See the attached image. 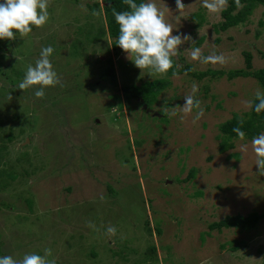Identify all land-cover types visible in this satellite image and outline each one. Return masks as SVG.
I'll return each instance as SVG.
<instances>
[{
  "label": "rangeland",
  "instance_id": "obj_1",
  "mask_svg": "<svg viewBox=\"0 0 264 264\" xmlns=\"http://www.w3.org/2000/svg\"><path fill=\"white\" fill-rule=\"evenodd\" d=\"M94 1L50 0L46 25L15 40H0V71L8 64L25 74L41 47L51 45L61 80L41 99L32 89L16 87L23 77L10 69L0 73V135L14 133V140L6 142L8 159L18 172L25 168L30 174L0 192L3 255L21 258L47 249V259L55 264H263L264 176L257 174L251 140L237 139L234 148L219 152V125L248 111L247 102L263 89L254 78L198 80L183 73L169 78L170 85L150 107L155 114L138 101L128 104L123 85L168 76H150L125 52L117 57L107 33L94 41L97 29L106 27L103 9L90 8ZM156 3L173 34L191 38L179 46L177 67L183 57L195 72L239 69L245 66V51L253 54L254 68L264 67L263 5L246 23L216 31L221 12H209L203 0H183L180 11L176 0ZM191 47H200L203 55L222 54L225 62L194 61ZM110 65L117 86L101 78ZM6 78L17 82L11 85ZM194 84L203 116L194 122L195 112L179 108L170 115L169 107L182 106ZM192 168L196 177L186 181ZM21 195L34 202L28 221L16 217L30 214ZM252 212L260 219L250 230H209L210 223L227 215ZM109 227L116 229L114 235L107 234ZM150 244L156 246L155 260L133 263L143 259ZM93 249L95 258L88 256ZM111 251L122 252L128 261Z\"/></svg>",
  "mask_w": 264,
  "mask_h": 264
},
{
  "label": "clouds",
  "instance_id": "obj_2",
  "mask_svg": "<svg viewBox=\"0 0 264 264\" xmlns=\"http://www.w3.org/2000/svg\"><path fill=\"white\" fill-rule=\"evenodd\" d=\"M123 2L128 6V10L117 11L113 8L112 11L115 22L119 25L115 45L127 54L137 68L142 71L147 69L150 76L153 73L166 75L169 70L176 75L174 57L179 53V46L191 38L173 34L174 28L166 20L165 10L157 5L156 0ZM176 6L179 11L182 10L183 0H176ZM226 6L227 0H203V7L212 13H219ZM49 7L50 0H0V40H15L31 33L34 27L41 28L46 25L49 20ZM54 52L55 49L51 45L41 47L34 65L27 67L23 79L16 87L21 90L32 89L33 95L42 99L45 97V89L60 85V77L51 59ZM190 57L203 64L225 62L222 54L203 55L200 47H191ZM196 93L197 87L194 84L192 94L183 97L184 104L169 107V114L177 115L176 109L179 108L184 114L195 112L193 120H199L204 114V109L201 101L196 98ZM247 104L257 115L264 112V91L257 89L254 99L249 100ZM233 132L241 140L245 139V132L241 128H234ZM250 143L255 155V165L259 169L257 174L264 176V131L253 136ZM106 231L111 236L115 234L116 229L109 227ZM48 255L47 249L43 255L28 252L21 258L0 255V264H55L54 260L47 259Z\"/></svg>",
  "mask_w": 264,
  "mask_h": 264
},
{
  "label": "trees",
  "instance_id": "obj_3",
  "mask_svg": "<svg viewBox=\"0 0 264 264\" xmlns=\"http://www.w3.org/2000/svg\"><path fill=\"white\" fill-rule=\"evenodd\" d=\"M139 2V0H137ZM102 5V6H101ZM264 6V0H227L226 8L221 11L222 20L219 21L215 25L216 31H226L232 27H236L240 24H244L248 21L249 16L254 12V10L260 6ZM91 10L95 12H99L100 9H103L104 18L106 27H100L97 29V36L96 40L100 41L106 33L109 34L110 38L112 39V48L117 56H119L122 52H124L116 43V37L119 34V25L115 22V19L112 15L113 8L117 11H125L128 10V6L123 2V0H96L93 2ZM196 19H199L197 24H201V14H196ZM264 25V22L261 23ZM259 36V35H257ZM262 57L264 58V52H261ZM245 56V66L239 69H230V70H213L208 69L207 71H200L195 72L192 68V65L185 62L183 57L180 58L182 65L177 67V63L175 61V72L176 75L186 73L189 76H193L198 80L203 79L206 76H211L214 78L227 76L228 79L234 78H254L261 88L264 91V67L263 68H254L253 66V54L249 51L244 52ZM112 60V58H110ZM100 61V60H98ZM108 62V61H107ZM109 63V62H108ZM10 69L16 76L23 77L24 73L15 70V66L13 65H6L4 67V71H0V73H5L6 70ZM167 78H160L153 81H147L142 83L141 85H128L125 84L122 86V90L124 93L125 100L130 104L132 101H138L141 107L143 104H147L148 108L152 107L158 101L159 96L163 93V91L170 85V77L174 76L172 70H169L167 73ZM18 77V78H19ZM109 77L110 82L113 86L118 85V79L116 77L115 68L113 65H110L108 68L104 69L101 74V78L105 79ZM11 85H15L17 80H8L5 79ZM208 88H206L207 92ZM8 91V89H7ZM139 98H142L143 101H140ZM254 99V98H253ZM146 110V109H145ZM147 111V110H146ZM149 114H151L149 112ZM164 117V116H163ZM165 118V117H164ZM234 128H241L245 132V139L251 140V138L260 132L264 131V112L257 115L254 111H252L251 107L248 111L240 113H234L230 119H227L223 123L219 125L220 135L219 138L221 142L219 144V152L225 153L228 150L235 147V140L240 139L237 137L236 133L233 132ZM5 132V131H4ZM22 133V131H20ZM5 136V137H3ZM15 138L14 133L10 130L8 134L0 135V192L5 191L9 187H11V183L15 181L17 177L27 180L25 177L30 175L27 169L24 168L22 172H18L16 168L10 163L8 159V147L6 142H12ZM21 158V157H20ZM197 169L192 168L189 171L188 178L186 181H191L196 177ZM109 191L112 194L114 193L113 187L109 184L107 185ZM20 199L24 200L28 205V212L30 214L27 215H17L18 221H28L31 219V214H33L34 202L32 198L29 197H22ZM4 205L14 208V205L8 204L7 202ZM10 205V206H9ZM35 212V210H34ZM36 217H34L35 219ZM38 218V217H37ZM40 218V216H39ZM260 219V215L257 212H252L247 216L236 214V215H227L223 219L214 221L209 224V230H218L222 231L223 229H232L238 228L241 230H250L256 227L258 221ZM33 220V219H32ZM146 230L149 235L152 233V228L150 227V221L147 219L146 223ZM157 234H161V229L159 227V223H157L156 227ZM232 247L234 250L239 248V245ZM240 244V243H239ZM133 252V250L131 251ZM114 256H120L122 260L128 261V256L122 255V252L111 251ZM134 253V252H133ZM4 253L1 250V243H0V255ZM41 254V253H40ZM144 257L143 259H137V261H133V263H139L141 260L143 261H154L155 254H156V246L154 244H150L147 246L146 250H144ZM112 255V256H113ZM89 257L95 258L98 256L95 249L91 250L88 254ZM264 261V260H263ZM144 262V263H145ZM264 264V262H263Z\"/></svg>",
  "mask_w": 264,
  "mask_h": 264
},
{
  "label": "water",
  "instance_id": "obj_4",
  "mask_svg": "<svg viewBox=\"0 0 264 264\" xmlns=\"http://www.w3.org/2000/svg\"><path fill=\"white\" fill-rule=\"evenodd\" d=\"M140 101H143L142 98H139ZM143 108L146 109L148 112H150L151 114H155V112L151 109L148 108L147 104H143Z\"/></svg>",
  "mask_w": 264,
  "mask_h": 264
}]
</instances>
